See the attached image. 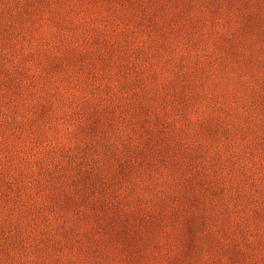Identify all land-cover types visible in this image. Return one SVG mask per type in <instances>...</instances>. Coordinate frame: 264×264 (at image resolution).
<instances>
[{
	"label": "rangeland",
	"instance_id": "374dc122",
	"mask_svg": "<svg viewBox=\"0 0 264 264\" xmlns=\"http://www.w3.org/2000/svg\"><path fill=\"white\" fill-rule=\"evenodd\" d=\"M0 264H264V0H0Z\"/></svg>",
	"mask_w": 264,
	"mask_h": 264
}]
</instances>
